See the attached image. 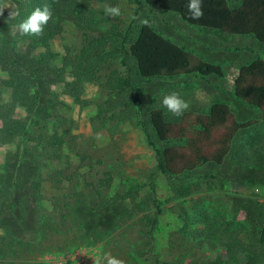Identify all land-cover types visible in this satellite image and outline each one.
Returning <instances> with one entry per match:
<instances>
[{"label": "rangeland", "instance_id": "rangeland-1", "mask_svg": "<svg viewBox=\"0 0 264 264\" xmlns=\"http://www.w3.org/2000/svg\"><path fill=\"white\" fill-rule=\"evenodd\" d=\"M16 1L26 4L4 0L0 29L17 16ZM227 1L232 7L242 3ZM92 7L94 30L86 33L67 21L63 33L50 43L58 54L52 65L64 71V81H74L75 59L88 40L110 37L107 51L117 45L127 57L145 23L196 57L221 65L226 77L142 80L133 61L126 67L120 59L102 62L100 57L80 71V100L66 94L65 84L42 83L39 120L33 122L30 137L0 138V243L8 247L6 262L107 264L104 258L109 257L121 264H252L250 253L230 259L226 243L236 235L248 246L261 233L264 124L239 135L223 165L173 177L156 169L148 141L157 142V137L149 114L162 108L170 120L179 119L181 115L162 103L166 95L176 93L189 105L183 113H208L221 102L240 122L262 120L259 109L236 97L234 82L241 66L264 59V44L252 36L192 26L178 14L152 9L146 0H95ZM107 7L119 8L120 14L107 16ZM11 34L18 50L28 55L24 33L13 26ZM43 52L38 49L29 57ZM116 73L136 79L140 94L134 96L138 98L133 107L126 108L108 87ZM0 78H8L3 66ZM11 94L0 85V104L10 101ZM15 116L25 119L27 112L18 108ZM181 186L191 194L175 196L173 189ZM155 200L162 213L158 228L152 230Z\"/></svg>", "mask_w": 264, "mask_h": 264}, {"label": "trees", "instance_id": "trees-1", "mask_svg": "<svg viewBox=\"0 0 264 264\" xmlns=\"http://www.w3.org/2000/svg\"><path fill=\"white\" fill-rule=\"evenodd\" d=\"M93 1L26 0V4L16 1L17 16L10 18L5 30L0 29V66L5 67L8 73L7 79L0 78V85L12 90L10 101L0 104V138L11 140L20 137L25 140L30 137L33 122L39 120L37 111L44 93L42 83L65 84L66 94L74 100H80L83 93L80 71L94 58L101 57L102 62L110 58L120 59L126 67H130L128 60H131L142 80L180 75L226 77L221 65L196 57L145 23L131 44L127 57L124 49L117 45L107 51L110 37L88 40L82 53L75 59L74 81H64V71L52 65L58 54L51 50L50 43L63 33L67 21L74 22L86 33L94 30L97 22ZM3 3L4 0H0V14ZM146 3L156 11L178 14L192 26L233 36H252L264 44V0H242L238 7H232L227 0H202L203 15L199 19L191 18L189 0H146ZM45 6L51 10L52 17L42 32L24 34L29 53L38 49H44V52L29 57V53L26 55L18 50L11 28L18 26L36 8L43 9ZM58 78L61 80H55ZM107 85L126 108L135 105L138 97L134 96H138L140 90L131 74L123 76L116 73ZM234 86L236 97L259 109L262 120L240 122L230 106L221 102L213 104L208 113L185 112L177 120H170L162 108L150 110L149 122L157 142L148 143L156 155L157 171L180 177L210 164L221 166L234 153L239 135L264 124V59L241 66ZM18 108L26 110L25 119L16 118ZM1 184L0 196L3 194ZM151 186L154 196V182ZM173 192L177 197H184L191 194V189L181 186L174 188ZM154 207L156 212L151 223L152 230L158 228L162 213L156 200ZM11 210L14 211V207ZM7 248L5 242L0 243V264H9L6 262L9 253ZM226 248L230 259H235L238 253H250L252 264H264V219L258 239L247 246L239 236L233 235L227 241Z\"/></svg>", "mask_w": 264, "mask_h": 264}, {"label": "clouds", "instance_id": "clouds-1", "mask_svg": "<svg viewBox=\"0 0 264 264\" xmlns=\"http://www.w3.org/2000/svg\"><path fill=\"white\" fill-rule=\"evenodd\" d=\"M188 9L192 19H199L203 15L202 0H189ZM105 14L110 17L117 16L120 14V10L117 7H107ZM51 17L52 12L47 6L43 9L38 7L18 25V28L24 34H39ZM162 103L170 112L176 115H182L189 107L188 103L176 93L166 95ZM104 259L107 260V264H121L116 258L105 257Z\"/></svg>", "mask_w": 264, "mask_h": 264}]
</instances>
